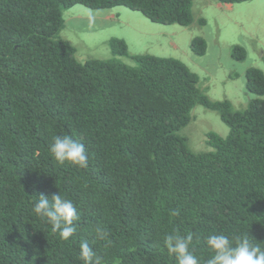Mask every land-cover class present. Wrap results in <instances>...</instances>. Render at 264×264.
Here are the masks:
<instances>
[{
	"label": "trees",
	"instance_id": "16d2710c",
	"mask_svg": "<svg viewBox=\"0 0 264 264\" xmlns=\"http://www.w3.org/2000/svg\"><path fill=\"white\" fill-rule=\"evenodd\" d=\"M193 1L0 0V264H79L82 241L103 264H177L164 246L177 230L193 233L200 264L214 254L206 244L214 233L233 243L247 236L264 249V70L247 69L246 89L255 97L239 109L211 99L179 58L80 61L62 36L64 13L77 4L124 6L187 26ZM110 46L116 56L129 54L126 39L113 37ZM191 48L204 55L207 40L197 36ZM234 53L247 57L241 46ZM198 104L229 126L227 136L208 131L200 151L182 134ZM63 135L84 145L86 169L54 160L49 145ZM57 192L80 217L67 241L32 211L39 194ZM97 226L110 243L96 239Z\"/></svg>",
	"mask_w": 264,
	"mask_h": 264
},
{
	"label": "rangeland",
	"instance_id": "374dc122",
	"mask_svg": "<svg viewBox=\"0 0 264 264\" xmlns=\"http://www.w3.org/2000/svg\"><path fill=\"white\" fill-rule=\"evenodd\" d=\"M219 3L194 0L193 22L187 26L158 23L124 6L96 11L77 4L64 13L62 36L76 47L80 61L118 59L136 65L132 55L138 53L179 58L199 74V86L211 99H229L234 108L243 109L255 97L246 89L247 69L254 66L264 70V0L233 4V8ZM202 18L206 23H200ZM197 36L207 40L204 55L191 48ZM113 37L126 39L128 55L113 54ZM235 46L247 49L244 60L235 57ZM210 130L222 136L229 134V126L217 111L196 105L182 131L189 146L196 151L207 149L206 133Z\"/></svg>",
	"mask_w": 264,
	"mask_h": 264
},
{
	"label": "clouds",
	"instance_id": "9594fccd",
	"mask_svg": "<svg viewBox=\"0 0 264 264\" xmlns=\"http://www.w3.org/2000/svg\"><path fill=\"white\" fill-rule=\"evenodd\" d=\"M225 4L233 8V4ZM49 151L59 165L69 163L82 169L88 167V155L84 145L70 135L53 137ZM32 211L50 225L51 234L58 235L61 240L67 241L76 233V222L80 218L77 208L71 199L61 193L57 192L51 196L39 194L33 203ZM94 232L96 239L111 242L110 234L103 226H97ZM192 242L191 232L180 235L177 230L164 237V246L170 256H175L177 264H200V260L190 248ZM206 244L214 253L206 264H264V249L259 244H253L247 236L237 237L233 243L228 235L214 233L207 237ZM75 257L79 264H103V257L97 255L87 241L79 243Z\"/></svg>",
	"mask_w": 264,
	"mask_h": 264
},
{
	"label": "crops",
	"instance_id": "0c3cea01",
	"mask_svg": "<svg viewBox=\"0 0 264 264\" xmlns=\"http://www.w3.org/2000/svg\"><path fill=\"white\" fill-rule=\"evenodd\" d=\"M219 4H221V3H219Z\"/></svg>",
	"mask_w": 264,
	"mask_h": 264
}]
</instances>
